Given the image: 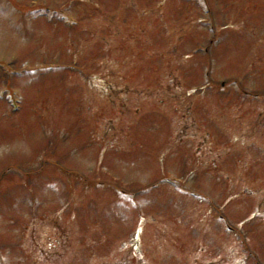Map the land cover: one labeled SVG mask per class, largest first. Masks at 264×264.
<instances>
[{
	"label": "rangeland",
	"instance_id": "rangeland-1",
	"mask_svg": "<svg viewBox=\"0 0 264 264\" xmlns=\"http://www.w3.org/2000/svg\"><path fill=\"white\" fill-rule=\"evenodd\" d=\"M0 264H264V0H0Z\"/></svg>",
	"mask_w": 264,
	"mask_h": 264
}]
</instances>
